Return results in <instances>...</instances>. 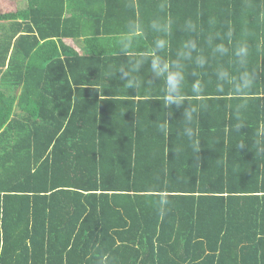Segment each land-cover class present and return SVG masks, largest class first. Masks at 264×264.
<instances>
[{
  "label": "trees",
  "instance_id": "1",
  "mask_svg": "<svg viewBox=\"0 0 264 264\" xmlns=\"http://www.w3.org/2000/svg\"><path fill=\"white\" fill-rule=\"evenodd\" d=\"M131 2L27 0L0 12V264H264V89L240 134L226 127L228 100L210 97L196 153L176 136L183 108L164 107L162 83L153 99L133 97L110 80L112 55L68 40L111 38L134 11L153 15L155 0ZM166 2L201 26L202 44L226 24L264 31L248 7L258 0Z\"/></svg>",
  "mask_w": 264,
  "mask_h": 264
},
{
  "label": "clouds",
  "instance_id": "2",
  "mask_svg": "<svg viewBox=\"0 0 264 264\" xmlns=\"http://www.w3.org/2000/svg\"><path fill=\"white\" fill-rule=\"evenodd\" d=\"M127 6L138 8L136 0ZM153 7L154 13L147 20L138 11L127 16L107 40V50L117 61L109 65L110 80L122 82L123 86L118 89L127 92L134 89L137 94L133 97L148 100L153 99V90L162 83L164 107L183 108L182 119L178 122L182 126L177 127L176 136L198 153L202 139L199 117L212 107L210 97L228 100L227 107L234 122L226 127L239 133L242 126L248 125L247 114L257 100V91L264 89V31L254 34L246 22L240 25L239 31L226 24L223 29L204 35L202 44L203 30L192 18L174 19L168 12L166 0H155ZM248 7L254 11L257 24L264 28V0ZM208 24L213 28L215 19L210 18ZM209 69L210 79L206 75ZM92 87L101 93V100L103 91ZM117 95L106 99L114 100ZM256 107L264 115L261 101ZM260 124L264 129V120ZM171 126L165 116L158 123L159 135L166 141L172 134ZM255 143L264 152V131ZM244 145L245 142L240 141L237 147L240 149ZM172 150L178 156L183 148L174 145ZM169 203L165 195L157 199L161 216L167 214Z\"/></svg>",
  "mask_w": 264,
  "mask_h": 264
},
{
  "label": "crops",
  "instance_id": "3",
  "mask_svg": "<svg viewBox=\"0 0 264 264\" xmlns=\"http://www.w3.org/2000/svg\"><path fill=\"white\" fill-rule=\"evenodd\" d=\"M16 10L18 9L16 8L15 11ZM108 39L110 38L107 35H95V36L83 38L82 42L79 40L77 41L73 39H68V40H70L69 41L70 44L80 54H84V55L94 54L95 56H103V52H104L105 53L104 56H111L112 53L107 50V40Z\"/></svg>",
  "mask_w": 264,
  "mask_h": 264
},
{
  "label": "rangeland",
  "instance_id": "4",
  "mask_svg": "<svg viewBox=\"0 0 264 264\" xmlns=\"http://www.w3.org/2000/svg\"><path fill=\"white\" fill-rule=\"evenodd\" d=\"M26 5V0H0V12L15 11L16 8H24Z\"/></svg>",
  "mask_w": 264,
  "mask_h": 264
}]
</instances>
